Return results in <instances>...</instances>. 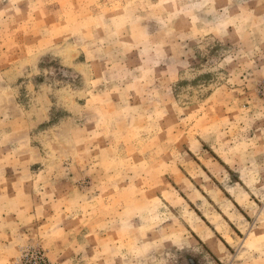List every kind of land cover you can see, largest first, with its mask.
Segmentation results:
<instances>
[{"label": "rangeland", "instance_id": "1", "mask_svg": "<svg viewBox=\"0 0 264 264\" xmlns=\"http://www.w3.org/2000/svg\"><path fill=\"white\" fill-rule=\"evenodd\" d=\"M0 264H264V0H0Z\"/></svg>", "mask_w": 264, "mask_h": 264}, {"label": "crops", "instance_id": "2", "mask_svg": "<svg viewBox=\"0 0 264 264\" xmlns=\"http://www.w3.org/2000/svg\"><path fill=\"white\" fill-rule=\"evenodd\" d=\"M230 215L229 218L232 221V223L235 225L238 233H242L241 229L239 228L240 226H244L246 229L250 227V224L248 222V220H246L244 217H242L241 215H239V213L237 211H235V209H231L230 208ZM226 223V222H225ZM223 222L222 217H217L216 216V221H215V231L217 234H219L223 239H226L224 234L226 233L225 231H228V236L231 239H235V235H237L236 231H232L233 233H231L229 230H227V223L225 224ZM200 237V236H199ZM201 239L203 241H205V239L203 237H201ZM207 239L209 240V243L212 245V248H216V250H218L219 252H224V248L223 246H221L220 241L215 240V238H211V237H207Z\"/></svg>", "mask_w": 264, "mask_h": 264}]
</instances>
